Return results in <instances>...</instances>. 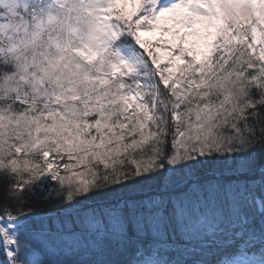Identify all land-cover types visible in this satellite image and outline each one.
Segmentation results:
<instances>
[{"label": "snow or ice", "instance_id": "obj_1", "mask_svg": "<svg viewBox=\"0 0 264 264\" xmlns=\"http://www.w3.org/2000/svg\"><path fill=\"white\" fill-rule=\"evenodd\" d=\"M0 264H264V0H0Z\"/></svg>", "mask_w": 264, "mask_h": 264}]
</instances>
